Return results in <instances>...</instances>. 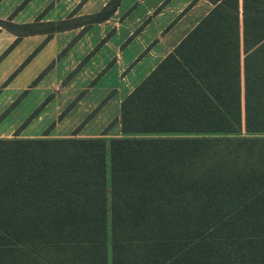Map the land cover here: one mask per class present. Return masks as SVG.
<instances>
[{
	"label": "trees",
	"instance_id": "1",
	"mask_svg": "<svg viewBox=\"0 0 264 264\" xmlns=\"http://www.w3.org/2000/svg\"><path fill=\"white\" fill-rule=\"evenodd\" d=\"M207 1L120 136L0 137V264H264V0ZM119 2L0 27L47 40Z\"/></svg>",
	"mask_w": 264,
	"mask_h": 264
},
{
	"label": "rangeland",
	"instance_id": "2",
	"mask_svg": "<svg viewBox=\"0 0 264 264\" xmlns=\"http://www.w3.org/2000/svg\"><path fill=\"white\" fill-rule=\"evenodd\" d=\"M107 1L0 0V19L11 14V22L19 25L40 14L44 21L70 14L82 17ZM162 3L120 0L108 19L83 30L54 33L47 40L45 34H32L12 43L15 35L0 27V133L46 138L70 136L73 131L77 137L120 136L119 101L131 80L129 70L137 62L129 61L128 53L145 32L152 31ZM147 6H155L150 15L143 13ZM145 24H149L146 30ZM124 62L129 63L119 73Z\"/></svg>",
	"mask_w": 264,
	"mask_h": 264
},
{
	"label": "crops",
	"instance_id": "3",
	"mask_svg": "<svg viewBox=\"0 0 264 264\" xmlns=\"http://www.w3.org/2000/svg\"><path fill=\"white\" fill-rule=\"evenodd\" d=\"M156 0L155 6L162 2L159 12L154 18L160 19L152 25V31L145 32L137 46L128 53L129 61L137 62L129 70L128 89L126 94L162 59L174 46L185 36V34L209 11L211 3L207 0ZM155 6L144 8V14L150 15ZM149 24L144 25V30ZM63 32V31H62ZM153 45V46H152ZM145 54L142 56V54ZM142 56V57H141ZM139 57V60H137ZM129 62L120 66L121 73ZM128 77V76H127ZM1 137L8 134L0 133ZM96 136V135H92ZM84 136V137H92Z\"/></svg>",
	"mask_w": 264,
	"mask_h": 264
}]
</instances>
